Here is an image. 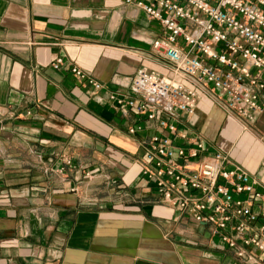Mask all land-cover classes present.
Segmentation results:
<instances>
[{"label": "crops", "instance_id": "crops-1", "mask_svg": "<svg viewBox=\"0 0 264 264\" xmlns=\"http://www.w3.org/2000/svg\"><path fill=\"white\" fill-rule=\"evenodd\" d=\"M160 32L123 0H0V264H245L159 199L139 162L160 129L112 99L139 68L165 73ZM260 101L246 124L203 93L176 124L264 191V89Z\"/></svg>", "mask_w": 264, "mask_h": 264}, {"label": "built area", "instance_id": "built-area-1", "mask_svg": "<svg viewBox=\"0 0 264 264\" xmlns=\"http://www.w3.org/2000/svg\"><path fill=\"white\" fill-rule=\"evenodd\" d=\"M161 29L151 41L165 73L139 68L129 96L112 99L160 129L141 142L140 172L165 204L204 223L245 264H264V191L227 153L187 137L176 124L201 94L252 123L264 89V0H123ZM62 57L51 66L59 68ZM94 90L101 84L75 65ZM139 127L128 128L134 133ZM193 163V164H192Z\"/></svg>", "mask_w": 264, "mask_h": 264}]
</instances>
